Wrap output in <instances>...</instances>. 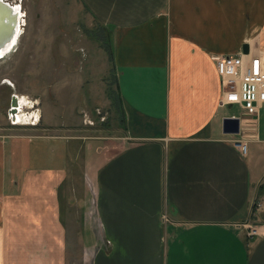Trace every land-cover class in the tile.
<instances>
[{
	"label": "crops",
	"instance_id": "obj_1",
	"mask_svg": "<svg viewBox=\"0 0 264 264\" xmlns=\"http://www.w3.org/2000/svg\"><path fill=\"white\" fill-rule=\"evenodd\" d=\"M78 1L106 31L105 102L125 131L26 134L0 119V264H70L77 226L89 264H264V103L255 125L223 134L242 109L220 105L212 60L264 58V0Z\"/></svg>",
	"mask_w": 264,
	"mask_h": 264
},
{
	"label": "rangeland",
	"instance_id": "obj_2",
	"mask_svg": "<svg viewBox=\"0 0 264 264\" xmlns=\"http://www.w3.org/2000/svg\"><path fill=\"white\" fill-rule=\"evenodd\" d=\"M4 1L19 6L23 16L13 46L0 56V119H7L11 94H14L17 98L39 96L42 114L45 112L51 122L58 121L49 128L43 121L35 126L11 125L6 120L7 130L26 134L83 133L89 138L104 136L117 142L125 130L120 127L119 112L109 101L105 102L106 55L103 44L96 38L103 33L86 9L78 0ZM54 106L60 113L54 115ZM228 113L238 115L239 109L233 107ZM48 145L50 148L51 144ZM85 183L88 188L92 187L88 180ZM78 233L77 226L71 236L76 254L70 264H89L82 260Z\"/></svg>",
	"mask_w": 264,
	"mask_h": 264
},
{
	"label": "built area",
	"instance_id": "obj_3",
	"mask_svg": "<svg viewBox=\"0 0 264 264\" xmlns=\"http://www.w3.org/2000/svg\"><path fill=\"white\" fill-rule=\"evenodd\" d=\"M212 60L221 79L220 105L236 104L242 109L243 117L231 115L239 118L240 129L238 134H241L243 125L246 126L248 122L255 125L259 104L264 103V58L248 50L246 52L240 51L234 55H215ZM29 101L32 106L30 109L33 110V100L29 99ZM10 107L7 110V119L11 125H17L18 108L15 113H12ZM31 115L32 113H29V117ZM245 117L248 118V122ZM38 122L39 118L27 124L36 125ZM234 144L241 155L247 154L248 145L245 139L235 140ZM245 225L248 228L249 237L260 234L258 228Z\"/></svg>",
	"mask_w": 264,
	"mask_h": 264
},
{
	"label": "bare ground",
	"instance_id": "obj_4",
	"mask_svg": "<svg viewBox=\"0 0 264 264\" xmlns=\"http://www.w3.org/2000/svg\"><path fill=\"white\" fill-rule=\"evenodd\" d=\"M0 4L5 6V11H7H2V8L0 7V56H2L13 46V43L19 33L18 31L20 30L19 27L22 26L21 16L23 15L19 6L17 5L12 6L9 3H6L4 0H2ZM20 96L18 97V113L16 114L17 123L27 124L34 121V119L37 120L39 118V114L36 111L34 112V110L30 109L32 106L30 104L29 98L26 96ZM29 113H32L30 117Z\"/></svg>",
	"mask_w": 264,
	"mask_h": 264
},
{
	"label": "water",
	"instance_id": "obj_5",
	"mask_svg": "<svg viewBox=\"0 0 264 264\" xmlns=\"http://www.w3.org/2000/svg\"><path fill=\"white\" fill-rule=\"evenodd\" d=\"M0 7L2 8V11L7 12V11H5V6H2L0 4ZM6 9L8 10L7 7H6ZM10 106H11L10 112L15 113V110H17V107H18V99H17L16 95H14V94L11 95ZM239 129H240V121H239L238 117L228 116V117H224L222 119L221 131L223 134L236 135L239 133Z\"/></svg>",
	"mask_w": 264,
	"mask_h": 264
},
{
	"label": "trees",
	"instance_id": "obj_6",
	"mask_svg": "<svg viewBox=\"0 0 264 264\" xmlns=\"http://www.w3.org/2000/svg\"><path fill=\"white\" fill-rule=\"evenodd\" d=\"M101 42L103 43V47L104 49L107 51L108 53V58L111 62H113V53H112V48L111 46L108 44L107 40H106V31H105V35L102 34V36L98 37ZM113 84V82H112ZM108 92V97L111 99V101L113 102V104L116 106L117 104L120 103V95L117 92L116 89H114L113 87L110 89V87L108 86L107 89Z\"/></svg>",
	"mask_w": 264,
	"mask_h": 264
},
{
	"label": "snow or ice",
	"instance_id": "obj_7",
	"mask_svg": "<svg viewBox=\"0 0 264 264\" xmlns=\"http://www.w3.org/2000/svg\"><path fill=\"white\" fill-rule=\"evenodd\" d=\"M0 2H2V0H0Z\"/></svg>",
	"mask_w": 264,
	"mask_h": 264
}]
</instances>
